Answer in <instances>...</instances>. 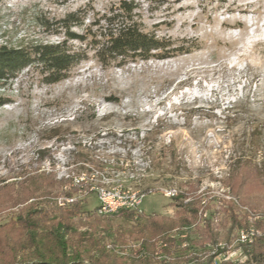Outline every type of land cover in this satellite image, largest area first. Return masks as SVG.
I'll list each match as a JSON object with an SVG mask.
<instances>
[{
    "label": "rangeland",
    "instance_id": "1",
    "mask_svg": "<svg viewBox=\"0 0 264 264\" xmlns=\"http://www.w3.org/2000/svg\"><path fill=\"white\" fill-rule=\"evenodd\" d=\"M116 1L0 0V47L61 42L65 37L55 22L80 9L85 17L69 31L82 34ZM134 2L144 31L177 45L196 40L200 49L163 60L102 66L86 42L68 40L72 50H85L86 58L66 79L45 84L39 67L29 65L0 81V99L6 102L0 106V227L37 200L57 204L69 179L84 209L99 204L93 192L79 193L84 181L88 189L121 184L124 190L145 193L139 206L144 214L171 215L173 199L160 191L180 192L186 184L195 190L185 202L198 198L203 204L209 197L237 202L223 182L230 164L246 155L264 160V0ZM255 126L261 132L256 152L249 145ZM42 176L63 181L62 189L29 197ZM245 191L242 210L254 220L264 217V197L253 188ZM210 212L201 214L200 208L196 224ZM241 232L248 233L247 242ZM219 233L216 243L189 251L196 261L178 264H244L247 246L262 230L250 222L228 236ZM126 253L129 248L118 255ZM172 256L157 246L150 264L166 263Z\"/></svg>",
    "mask_w": 264,
    "mask_h": 264
},
{
    "label": "trees",
    "instance_id": "2",
    "mask_svg": "<svg viewBox=\"0 0 264 264\" xmlns=\"http://www.w3.org/2000/svg\"><path fill=\"white\" fill-rule=\"evenodd\" d=\"M56 1L63 3L69 0ZM137 7L134 0H117L82 34L69 30L82 23L86 11L69 12L54 24L65 37L61 42L20 48L1 46L0 81L12 79L29 65L39 67L45 84L66 79L70 71L86 58V51L72 50L67 45L68 40L86 42L102 66L112 63L121 66L135 60H163L200 49L196 40H183L177 45L170 38L144 31L136 18ZM44 25L47 27L49 24L46 22ZM93 27L96 28L94 31ZM4 104L5 100L0 99V106ZM260 136L258 126L253 127L249 145L254 152L259 150ZM66 181L70 186L62 189L63 181L42 176L34 182L28 196H46L60 188L62 190L58 193L73 196L72 189L76 187L71 179ZM223 182L237 202L212 197L203 204L198 198L185 202L190 192L195 190L194 186L186 184V188L170 202L173 207L171 215L144 214L127 209H119L112 214L99 213L97 206L84 209L83 198L65 206H58L55 201L45 198L37 200L20 209L0 227L5 235L0 240V264H150L154 261L157 246L163 253H174L162 264L188 263L196 259L188 254L189 251L206 243H216L220 239V231L224 230V236H228L234 229L245 227L250 222L262 230V235L247 246L244 264H264V217L254 220L248 211L241 208L246 205L243 197L247 189L253 188L264 197V160L257 162L251 155L236 158ZM215 202L219 203L217 207L213 205ZM200 208L201 214L211 212L197 225ZM260 209L264 213V206ZM173 231L176 237L169 236ZM135 242L140 244L129 247ZM182 243L186 245L184 248ZM125 248H129V253L120 257L118 252Z\"/></svg>",
    "mask_w": 264,
    "mask_h": 264
},
{
    "label": "built area",
    "instance_id": "3",
    "mask_svg": "<svg viewBox=\"0 0 264 264\" xmlns=\"http://www.w3.org/2000/svg\"><path fill=\"white\" fill-rule=\"evenodd\" d=\"M78 178L83 179V175L78 174ZM125 187L121 184L111 186L110 191H98V189H88L85 187L84 181V189L79 190L81 195H87L90 192H93L96 195L97 201H102V209L106 208H116V207H125L127 210H134L140 212L139 206L142 202L145 193H143L142 198H134V200H124L123 192ZM160 193L166 198H173V194H178V191L172 188H165L160 191ZM75 200L74 196H61L57 197L56 201L59 206H65ZM254 235V234H251ZM248 240H243V242H247Z\"/></svg>",
    "mask_w": 264,
    "mask_h": 264
},
{
    "label": "bare ground",
    "instance_id": "4",
    "mask_svg": "<svg viewBox=\"0 0 264 264\" xmlns=\"http://www.w3.org/2000/svg\"><path fill=\"white\" fill-rule=\"evenodd\" d=\"M98 191H110L111 189H107V188H97ZM176 196V194H173V197ZM143 195L142 194H138L136 192H132L129 190H124L123 192V199L124 200H134V198H142ZM98 212L99 213H113L116 212L119 209H126L125 207H116V208H106V209H102V201H98ZM250 234H253V231L250 232ZM241 238L243 239H248V233L246 232H241L240 233Z\"/></svg>",
    "mask_w": 264,
    "mask_h": 264
}]
</instances>
